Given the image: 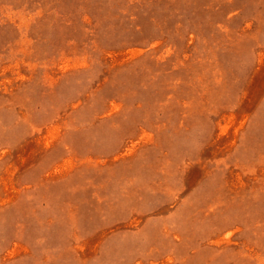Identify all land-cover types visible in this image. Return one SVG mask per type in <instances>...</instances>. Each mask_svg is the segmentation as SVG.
Segmentation results:
<instances>
[{
    "label": "rangeland",
    "instance_id": "1",
    "mask_svg": "<svg viewBox=\"0 0 264 264\" xmlns=\"http://www.w3.org/2000/svg\"><path fill=\"white\" fill-rule=\"evenodd\" d=\"M0 264H264V0H0Z\"/></svg>",
    "mask_w": 264,
    "mask_h": 264
}]
</instances>
